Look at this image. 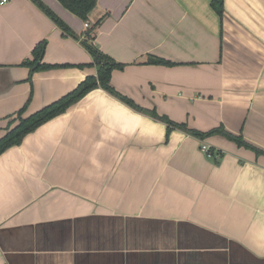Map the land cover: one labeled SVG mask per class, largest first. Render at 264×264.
<instances>
[{"label":"crops","instance_id":"crops-1","mask_svg":"<svg viewBox=\"0 0 264 264\" xmlns=\"http://www.w3.org/2000/svg\"><path fill=\"white\" fill-rule=\"evenodd\" d=\"M0 6V138L97 68L189 130L222 127L264 152V0H96L82 22L56 0ZM84 23L89 25L84 28ZM45 42L34 72L21 66ZM156 58L169 64H151ZM98 88L0 155V264H264V155L200 139ZM210 149L207 158L200 146Z\"/></svg>","mask_w":264,"mask_h":264},{"label":"trees","instance_id":"trees-1","mask_svg":"<svg viewBox=\"0 0 264 264\" xmlns=\"http://www.w3.org/2000/svg\"><path fill=\"white\" fill-rule=\"evenodd\" d=\"M36 6L49 18L52 22L62 30L63 33L72 36V33L68 29V27L52 13L43 3L39 0H31ZM65 10L76 16L82 22H86L88 20L89 13L94 9L96 5V0H56ZM211 9L216 13L219 18H222L223 15V1L222 0H212L210 3ZM101 19L97 21L93 27L88 29L84 33V38L81 40V45L83 48L89 53L92 58V63L88 66H95L97 68L96 76H89L86 77L82 82H80L77 87L66 94L65 96L61 97L59 100L49 104L48 106L38 110L37 112L27 116L22 117L23 113L25 112V107L20 109L14 116L13 123L15 126L10 129L3 137L0 138V155L5 152L7 149L18 146L23 138L35 131L38 127L43 125L44 123L48 122L49 120L63 114L69 107L77 103L81 100L85 95L91 92L94 89H102L105 92L113 95L126 105L130 106L131 108L135 109L138 112L146 113L151 117L163 121L167 124L168 133L169 130L174 127L180 130L186 131L187 133L194 135L200 139L205 137L218 135L227 140L234 142L239 147H245L255 154H263L264 152L257 150L248 144H246L240 136H234L228 132H226L222 127H218L212 129L206 133H200L194 130H189L184 124H177L171 122L164 116H158L155 111H148L145 109L140 108L136 104L133 103L130 99L126 98L125 96L120 95L117 93L113 88H111L109 82L111 73L114 70H121L123 69L124 65L118 64L113 61L108 56L101 53L94 45L93 42L96 37V29L99 26ZM45 50V42L39 43L31 53V59L25 60L21 63V66L26 67L29 69V78L30 75L34 72L48 70L52 68H56L59 66L55 65H45L42 63V57ZM151 64H169L166 61L151 58Z\"/></svg>","mask_w":264,"mask_h":264},{"label":"built area","instance_id":"built-area-1","mask_svg":"<svg viewBox=\"0 0 264 264\" xmlns=\"http://www.w3.org/2000/svg\"><path fill=\"white\" fill-rule=\"evenodd\" d=\"M7 3V0H0V6L4 5ZM89 25L87 23H84V28H88ZM200 151L207 157V158H212V154L210 153V149L206 145H201L200 146Z\"/></svg>","mask_w":264,"mask_h":264}]
</instances>
